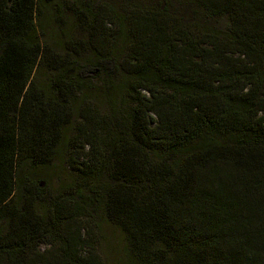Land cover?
<instances>
[{
  "label": "trees",
  "instance_id": "obj_1",
  "mask_svg": "<svg viewBox=\"0 0 264 264\" xmlns=\"http://www.w3.org/2000/svg\"><path fill=\"white\" fill-rule=\"evenodd\" d=\"M101 221L264 264V0H0V264H104Z\"/></svg>",
  "mask_w": 264,
  "mask_h": 264
},
{
  "label": "rangeland",
  "instance_id": "obj_2",
  "mask_svg": "<svg viewBox=\"0 0 264 264\" xmlns=\"http://www.w3.org/2000/svg\"><path fill=\"white\" fill-rule=\"evenodd\" d=\"M66 173H69V170L66 169ZM55 181L58 182V180ZM94 234L98 242L99 255L104 264H120L123 259H126L121 250L123 246L122 235L115 227L101 221L97 232Z\"/></svg>",
  "mask_w": 264,
  "mask_h": 264
}]
</instances>
